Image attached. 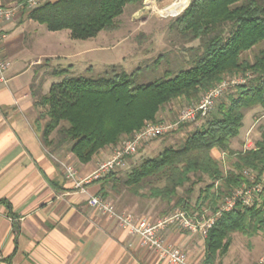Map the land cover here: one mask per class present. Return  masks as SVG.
Wrapping results in <instances>:
<instances>
[{
    "label": "trees",
    "instance_id": "16d2710c",
    "mask_svg": "<svg viewBox=\"0 0 264 264\" xmlns=\"http://www.w3.org/2000/svg\"><path fill=\"white\" fill-rule=\"evenodd\" d=\"M144 1L54 0L24 14L50 32L67 30L72 40H89L113 30L126 5ZM171 26L183 42L198 41L197 47L187 49L191 55L185 70L146 85H135L132 74L114 68L96 78L68 77L52 84L35 104L42 109L44 122L38 128L42 145L50 153L66 147L78 163L88 164L146 122L155 123L158 113L174 100L196 102L226 76L249 74L248 82L235 86L178 148L166 147L153 158L141 159L125 175L114 170L105 176L114 194L124 191L164 204L161 215L174 208L193 212L206 203L214 209L216 198L246 182L243 171L258 180L264 174V125L251 148L231 149L248 111L260 108L264 119V49L252 61L243 58L264 43V0H191ZM212 150L229 160L234 157L226 173ZM145 187L148 193L142 194ZM107 196L102 190V197ZM259 199L250 207L238 204L215 221L204 241L203 264H222L234 234L251 239L264 231V187Z\"/></svg>",
    "mask_w": 264,
    "mask_h": 264
},
{
    "label": "crops",
    "instance_id": "0c3cea01",
    "mask_svg": "<svg viewBox=\"0 0 264 264\" xmlns=\"http://www.w3.org/2000/svg\"><path fill=\"white\" fill-rule=\"evenodd\" d=\"M13 4L15 0H0V6ZM1 28L6 34L2 53L10 67L6 85L0 83V264H168L116 221L88 206L89 197L102 196V190L115 202L112 195L118 198L124 191L112 193L105 176L84 185V192L66 179L62 163L71 165L81 180L109 158L110 149L80 164L66 147L50 153L40 141L38 128L44 121L35 104L54 84L47 67L54 55L68 60L67 54H54L53 32L22 12ZM238 139L231 140L232 149ZM149 148L146 144L134 158L124 160L117 174L151 154ZM211 156L220 161L222 153L212 150ZM150 212L145 206L132 215L160 219ZM162 237L185 253L189 263H203L205 239L198 234L171 225ZM227 254L222 264H229Z\"/></svg>",
    "mask_w": 264,
    "mask_h": 264
},
{
    "label": "rangeland",
    "instance_id": "374dc122",
    "mask_svg": "<svg viewBox=\"0 0 264 264\" xmlns=\"http://www.w3.org/2000/svg\"><path fill=\"white\" fill-rule=\"evenodd\" d=\"M190 1L188 0L185 7V0H145L141 5L128 4L124 7L123 13L116 19L113 30L102 31L95 38L89 40H72L69 38L67 30L53 32L52 47L54 54H67L68 56V60H62L60 58L56 59L57 55H54V59L50 63L51 65L49 64L47 67L52 73L56 72V75H52L51 77L53 82L58 83L68 77L96 78L111 72L114 68L116 71L132 74L135 85H146L164 80L169 76L172 77L179 70H185L189 66L191 55L187 52V49L197 47L198 41L191 43L183 42L181 36L171 25L175 15L180 14L189 5ZM180 4L181 6L178 7ZM20 12L24 13V11ZM261 49H264V43L243 54V58L252 61L254 55ZM61 71H64V73ZM250 77L249 74H232L226 76L221 82L227 83L234 78H242L247 83ZM233 90L234 87L229 86L221 97L215 101L209 114ZM207 92L203 93L196 102ZM196 102L187 103L184 98L174 100L158 113L157 121L153 124H171L175 122L182 109ZM262 113L260 108H255L245 114L237 145L233 149L234 151L239 152L251 148L259 138V126L264 125V119L261 117ZM205 119L181 124L172 132L147 143L152 152L151 154H145L144 158H153L166 147L178 148L186 136L198 128ZM147 123L152 122H146L145 124ZM130 137L122 138L120 143L115 147L106 148L110 149L109 158L114 150ZM248 144H250V147L246 148ZM134 157L135 155L129 158ZM229 158L226 154H224L223 159L220 158V162H222L220 167L224 173L228 171L229 164L234 157L230 160ZM120 172L118 171L122 175L127 173L125 170H120ZM217 186L218 183H216ZM198 190L199 188L197 187L193 195V203L196 200ZM123 193L125 196L122 194L118 198L112 195V198L117 202L106 198L114 208L120 206L121 210L115 208L118 212L133 214L140 211L141 208L149 206V210L151 211L149 215L161 219L175 209L183 210L181 208H174L170 213L161 215L160 213L166 207L159 201L144 199L139 196L135 197L127 192ZM141 193L147 194L148 187H145ZM229 195L216 198L214 209L217 210L222 201ZM260 202L261 199H258V203ZM130 205L136 207L135 210L129 209ZM214 209L206 203L202 208L193 212L183 211L187 212L190 217L201 220L211 216L215 211ZM226 260L229 264H263L264 231L251 239L245 238L240 234H234Z\"/></svg>",
    "mask_w": 264,
    "mask_h": 264
},
{
    "label": "built area",
    "instance_id": "2783aa9c",
    "mask_svg": "<svg viewBox=\"0 0 264 264\" xmlns=\"http://www.w3.org/2000/svg\"><path fill=\"white\" fill-rule=\"evenodd\" d=\"M54 0H25L23 3L13 4L11 6H0V83L6 85V72L10 67V62L4 58L2 53V43L6 38L5 32L1 28L2 23L13 20L18 11L28 12L41 5ZM242 78H234L231 81L221 82L216 87L210 89L200 100L188 107H185L179 113L177 120L171 124H153L147 123L140 130L135 131L133 135L124 140L119 147L112 153L111 157L100 162L96 170L88 177L78 180L75 169L68 164H61L66 179L72 184L75 190L84 192V185L97 181L106 176L110 172L119 168L125 159L135 155L141 148L154 139L164 136L177 129L181 124L193 123L199 119L208 116L213 108L215 101L221 97L223 92L229 86H237L244 84ZM250 144L246 145V148ZM222 154L221 159H223ZM246 182L235 189L228 197H226L218 209L208 218L198 220L190 217L187 212L175 209L169 215L151 222L145 218H137L132 214L118 212L112 204L100 195L89 197L88 206L96 211L105 214L108 218L117 222L121 229L129 232L130 235L138 237L140 245L154 252L159 259L166 261L168 264H203L189 263L185 253L175 249L167 244L162 233L171 225H175L179 229L188 231L189 233L198 234L203 239L206 238L208 230L214 225L215 221L224 213L230 212L238 204L250 207L258 202L259 196L263 193L264 174L261 179H257L256 175L243 171L242 173ZM264 264V263H263Z\"/></svg>",
    "mask_w": 264,
    "mask_h": 264
},
{
    "label": "bare ground",
    "instance_id": "6f19581e",
    "mask_svg": "<svg viewBox=\"0 0 264 264\" xmlns=\"http://www.w3.org/2000/svg\"><path fill=\"white\" fill-rule=\"evenodd\" d=\"M172 6V5H171Z\"/></svg>",
    "mask_w": 264,
    "mask_h": 264
}]
</instances>
